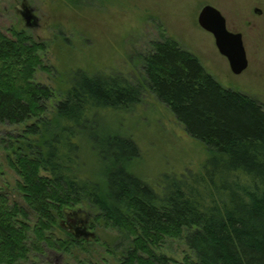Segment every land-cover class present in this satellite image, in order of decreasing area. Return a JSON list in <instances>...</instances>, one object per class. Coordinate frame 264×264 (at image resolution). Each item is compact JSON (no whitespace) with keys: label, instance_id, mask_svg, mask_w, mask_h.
I'll use <instances>...</instances> for the list:
<instances>
[{"label":"trees","instance_id":"16d2710c","mask_svg":"<svg viewBox=\"0 0 264 264\" xmlns=\"http://www.w3.org/2000/svg\"><path fill=\"white\" fill-rule=\"evenodd\" d=\"M13 36L0 33V79L20 77L24 91L16 98L0 81V122L30 125L16 149L0 138V148L15 153L8 163L25 205L0 189V264L24 262L31 251L60 249L52 230L62 229L57 222L84 205L95 210L96 221L128 239L116 264H264L261 103L219 85L174 39L163 35L151 42L140 57L144 86L208 152L200 171L167 175L151 186L129 170L139 155L134 141L85 130L103 110L137 103L142 85L121 75L75 71L65 98L47 118L50 89L30 81L34 45L23 33ZM81 137L90 141L100 166L96 176H86L79 163ZM181 235L194 259L178 263L152 250L163 237Z\"/></svg>","mask_w":264,"mask_h":264},{"label":"rangeland","instance_id":"374dc122","mask_svg":"<svg viewBox=\"0 0 264 264\" xmlns=\"http://www.w3.org/2000/svg\"><path fill=\"white\" fill-rule=\"evenodd\" d=\"M21 3L32 15L29 27L16 9ZM206 4L221 12L228 30L242 35L248 66L241 74L231 73L227 60L217 52L213 36L199 27L197 16ZM0 33L11 40L14 33H23L29 39L27 44L34 45L36 67L30 81L50 89L52 98L44 104L47 118L53 117L56 103L65 98L75 71L121 75L142 85L137 103L115 111L103 110L85 130L97 136L119 134L134 141L139 155L128 164L129 170L151 186L167 175L200 171L208 153L144 86L140 57L148 53L151 42L163 35L174 39L197 57L219 85L257 100L264 111V0H0ZM11 80L0 79L1 85L14 97H22V79ZM28 125L0 122V138L7 143L11 140L16 149L25 141L23 131ZM77 143L84 174L98 175L100 166L90 141L81 137ZM14 157L11 149L0 148V189L25 207L16 193L18 176L8 163ZM77 210L71 217L76 216L79 223L72 226L65 217L57 222V226L63 222L65 231L52 230L62 250L31 251L28 259L18 264H116L128 239L96 221V212L88 205ZM33 223L30 215L31 227ZM76 229L82 233L81 239L77 238L80 243L75 242ZM67 230L70 233L66 234ZM182 236L163 237L152 250L178 263L192 260L194 256Z\"/></svg>","mask_w":264,"mask_h":264},{"label":"water","instance_id":"95a60500","mask_svg":"<svg viewBox=\"0 0 264 264\" xmlns=\"http://www.w3.org/2000/svg\"><path fill=\"white\" fill-rule=\"evenodd\" d=\"M16 9L24 19L26 26L29 27L30 20L32 19L30 10L22 3ZM254 12L260 13L258 9H254ZM197 21L203 31H207L213 36L217 52L227 60L231 73L235 75L241 74L248 66L242 35L228 30L226 19H224L221 12L208 4L203 6L198 13ZM59 226L65 230L63 222ZM66 232L70 233V230ZM80 235L82 233H75L74 237L79 238ZM84 237L87 238V236Z\"/></svg>","mask_w":264,"mask_h":264},{"label":"flooded vegetation","instance_id":"af4514ba","mask_svg":"<svg viewBox=\"0 0 264 264\" xmlns=\"http://www.w3.org/2000/svg\"><path fill=\"white\" fill-rule=\"evenodd\" d=\"M73 216H74V215H73ZM65 219L68 221L67 223H70L72 226H73L74 224L79 223V222L77 221V219H76V216H74V217L67 216ZM75 233H81V232H80L78 229H76Z\"/></svg>","mask_w":264,"mask_h":264}]
</instances>
